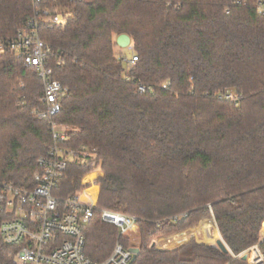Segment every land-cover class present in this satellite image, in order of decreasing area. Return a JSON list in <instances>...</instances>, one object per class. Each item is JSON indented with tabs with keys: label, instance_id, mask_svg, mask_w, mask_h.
I'll return each instance as SVG.
<instances>
[{
	"label": "trees",
	"instance_id": "trees-1",
	"mask_svg": "<svg viewBox=\"0 0 264 264\" xmlns=\"http://www.w3.org/2000/svg\"><path fill=\"white\" fill-rule=\"evenodd\" d=\"M256 3L86 0L69 4L65 26L39 28L63 86L54 117L70 128L63 143L94 150L93 159L69 164L55 194L75 195L86 174L104 172L99 207L140 218L132 264H249L239 255L259 242L264 224V15ZM34 13L33 0H0V39L17 35ZM122 33L138 57L132 66L115 51ZM226 91L239 102L218 97ZM43 95L22 56L0 53V182L34 185L38 159L53 144L36 112ZM209 218L229 253L195 238L152 246ZM85 236L86 254L102 261L119 229L96 212ZM16 251L0 247V261L14 264Z\"/></svg>",
	"mask_w": 264,
	"mask_h": 264
},
{
	"label": "built area",
	"instance_id": "built-area-1",
	"mask_svg": "<svg viewBox=\"0 0 264 264\" xmlns=\"http://www.w3.org/2000/svg\"><path fill=\"white\" fill-rule=\"evenodd\" d=\"M82 1L86 0H33L34 15L28 18L17 35L0 39V53L10 50L22 56L25 66L35 69L42 80L44 95L41 103L45 107L36 112L49 122L53 135L49 151L38 159L33 186L0 182V247L16 248L14 264H131L133 259L132 248L135 246H126L120 237L128 238L138 227V216L99 207L100 189L97 193L85 189L68 197L55 194L69 164L93 159L94 150L86 145L74 148L63 143L69 137L70 128L54 120L62 108L63 86L54 77L49 47L40 37L39 28L41 25L65 26L74 16L69 4ZM256 7L264 15V0H257ZM118 58L132 66L138 57L133 54L132 57ZM141 90L145 91L146 87L141 86ZM218 97L235 102L241 98L232 91L222 92ZM96 212L101 213L103 221L119 229V240L111 254L102 261L93 260L85 252V228ZM262 243L264 224L259 242L239 257L247 254L249 264H264ZM0 264L6 263L0 261Z\"/></svg>",
	"mask_w": 264,
	"mask_h": 264
},
{
	"label": "rangeland",
	"instance_id": "rangeland-1",
	"mask_svg": "<svg viewBox=\"0 0 264 264\" xmlns=\"http://www.w3.org/2000/svg\"><path fill=\"white\" fill-rule=\"evenodd\" d=\"M131 46H133V43L131 42L130 44ZM129 45V46H130ZM131 47H127V48H119L118 46H116L115 48V51L117 53V57H121V56H127V57H131L132 56V50L130 49ZM93 176L92 179H89L88 176ZM104 175V172H102L100 169H96L95 171H92L91 173H88L86 174L83 179H82V184H83V188L82 190H85V189H88L91 191V188L93 187H97L98 190L100 189L101 191V185L98 183V180L101 176ZM97 179V180H96ZM100 197V195H99ZM99 200V199H98ZM208 226L211 225V223H206ZM207 230V228H206ZM174 235V234H173ZM172 236V235H171ZM207 236L209 237V235L207 234ZM166 237V236H165ZM169 237V236H168ZM185 237H182L179 239L182 240L184 239ZM210 238V237H209ZM128 239V244L129 245H132V246H135V247H139L140 245V230H139V227H137L136 229H134L132 232H130L129 234V237L127 238ZM168 238L166 237L165 239L163 240H160L158 241V238L155 239V241H158L160 242L159 245H157V248H160V249H168V248H172V246L174 245L173 243H169L168 244ZM187 239L190 240V236L187 235ZM201 239V238H200ZM205 239V238H204ZM203 239V240H204ZM218 239H223V237L221 236H218L217 238H215V236L213 235L212 238H210V240H207L205 239L206 242H209V243H212V244H215L217 245V240ZM171 241L174 240L173 238L170 239ZM202 240V239H201ZM225 241V240H224ZM175 243V242H174ZM166 244V247L163 248L162 246ZM167 244L169 245V247L167 246Z\"/></svg>",
	"mask_w": 264,
	"mask_h": 264
},
{
	"label": "crops",
	"instance_id": "crops-1",
	"mask_svg": "<svg viewBox=\"0 0 264 264\" xmlns=\"http://www.w3.org/2000/svg\"><path fill=\"white\" fill-rule=\"evenodd\" d=\"M206 223H211V225L208 226ZM206 228H207V230H206ZM207 234L209 235L210 238H212L213 235L215 236V238H217L218 236H221V233H220V231L218 229L217 223H216L214 218H209V219L201 222L200 224H198L195 227L190 228L188 230H184V231L175 233L174 235L172 234V236L169 235V237L166 236L168 238L167 240L169 241L168 244L169 243H173L174 244L172 246V248H168V249L177 248V247L183 245L184 243L188 242L189 240L187 239V235L190 236V240L192 238H195V239H197V241L199 243H205V244L213 245L212 243H209V242L205 241V239L210 240V238L207 236ZM166 237L165 236L159 237L158 241L163 240ZM182 237H185V238L179 241V239L182 238ZM171 238H173L174 240L171 241L170 240ZM158 241H155L157 243V245L160 244V242H158ZM168 244H167V246L169 247ZM162 247L165 248L166 244H164Z\"/></svg>",
	"mask_w": 264,
	"mask_h": 264
},
{
	"label": "water",
	"instance_id": "water-1",
	"mask_svg": "<svg viewBox=\"0 0 264 264\" xmlns=\"http://www.w3.org/2000/svg\"><path fill=\"white\" fill-rule=\"evenodd\" d=\"M115 42H116V44L119 47H121V48H127V47H130L129 45L132 42V38H131V36L129 34L122 33V34H119V35L116 36ZM217 245L221 248L222 251H224L226 253H229L230 252V248L228 247V245L226 244V242L224 241V239H218L217 240ZM152 246L153 247H157V243L154 242ZM132 251L134 252V255H133V259H132L131 264L133 263V261L137 257V254L139 253L140 249H139V247H133L132 248ZM241 258L243 260L247 261L248 260V255L247 254H244V255H242Z\"/></svg>",
	"mask_w": 264,
	"mask_h": 264
}]
</instances>
